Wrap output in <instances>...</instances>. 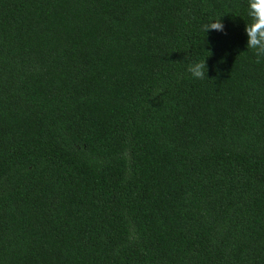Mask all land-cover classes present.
Listing matches in <instances>:
<instances>
[{"label":"trees","instance_id":"1","mask_svg":"<svg viewBox=\"0 0 264 264\" xmlns=\"http://www.w3.org/2000/svg\"><path fill=\"white\" fill-rule=\"evenodd\" d=\"M247 10L0 0V264H264Z\"/></svg>","mask_w":264,"mask_h":264},{"label":"clouds","instance_id":"2","mask_svg":"<svg viewBox=\"0 0 264 264\" xmlns=\"http://www.w3.org/2000/svg\"><path fill=\"white\" fill-rule=\"evenodd\" d=\"M248 10L247 15L250 17V22L245 24V33L247 36L246 48L253 50L258 58H264V0H247ZM209 30L223 32L224 25L221 22V17H218L203 26L205 34ZM207 56L203 60L195 61L188 65L187 71L194 79H205L207 66L206 57L211 55L210 50H206Z\"/></svg>","mask_w":264,"mask_h":264}]
</instances>
